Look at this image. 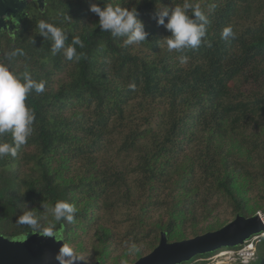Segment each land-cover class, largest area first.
Wrapping results in <instances>:
<instances>
[{
    "label": "trees",
    "instance_id": "obj_1",
    "mask_svg": "<svg viewBox=\"0 0 264 264\" xmlns=\"http://www.w3.org/2000/svg\"><path fill=\"white\" fill-rule=\"evenodd\" d=\"M184 3L204 12L206 35L196 48L170 52L165 41L172 34L155 14ZM93 4L136 7L146 40L124 46L126 37L102 31L98 15L88 13ZM38 12L66 33L65 46L74 37L84 46H76L79 60H67L63 50L54 55L36 17L17 33L18 41L33 27L37 50L30 57L52 65L32 75L45 83L44 92L25 101L35 114L32 134L15 157H0L1 236L24 240L54 224V236L81 254L94 224L103 244L95 263L105 264L114 236L101 216L123 207L133 217L122 238L136 244L138 259L129 262L128 249L121 258L134 264L142 258L138 245L149 239L165 233L170 243L189 240L186 227L196 230L211 218L217 220L205 234L224 228L229 223L214 214L221 203L236 217L257 216L264 205V0H45ZM187 14L195 19L192 7ZM244 14L249 25L238 30L235 20ZM226 27L234 38H221ZM17 49L25 46L18 41ZM66 109L73 113L66 116ZM0 143L12 144L11 133L0 135ZM73 160L85 163L82 172L71 170ZM61 200L76 208L71 223L54 221L51 208ZM27 211L38 220L35 231L16 222ZM263 234L181 264H207L251 242L256 260L249 264H264Z\"/></svg>",
    "mask_w": 264,
    "mask_h": 264
},
{
    "label": "clouds",
    "instance_id": "obj_2",
    "mask_svg": "<svg viewBox=\"0 0 264 264\" xmlns=\"http://www.w3.org/2000/svg\"><path fill=\"white\" fill-rule=\"evenodd\" d=\"M189 7H192V16L195 19L187 14ZM90 11L98 15L99 26L102 31L111 33L113 37H126L123 41L124 46L138 45L146 40L147 33L143 22L138 19L139 14L136 7L129 9L120 5L113 6L109 4L102 9L100 6L93 4L90 6ZM155 16L157 23L164 25L172 34L165 41L166 47L170 52H181L184 49L196 48L201 44L202 39L206 35L205 25L207 17L198 5L193 7L188 3H184L182 6L178 5L172 9L167 7L160 8ZM166 17L167 23L165 24ZM66 18L70 19V17ZM38 29L44 36L49 37L53 41L52 53L54 55L63 50V55L67 60L80 59L76 46L78 45L82 48L84 45L79 37H74L72 43L65 46L68 37L61 28L45 20H40L38 22ZM45 29H47L46 32L44 31ZM230 37L234 38L233 30L230 27H226L221 33V38L228 39ZM11 55L23 56L24 52L21 49H17ZM186 61L187 57L180 58L181 63H185ZM33 91L36 93L44 92L45 83L37 82L27 71L22 76H17L9 70L7 65L0 63V135L11 133L13 141L12 144L0 143V157L6 155L15 157L18 148L25 144L28 137L32 134L35 114L26 105L25 101ZM51 212L54 221L60 222L66 220L71 223L74 221L76 208L74 205L61 200L55 203L51 208ZM16 222L28 225L34 231L37 230L38 220L31 211L18 216ZM39 230H42L46 236L55 235L54 224ZM125 246L129 253L138 250L134 242H126ZM56 259L59 261V264H75V261L80 259V257L75 256L70 247L62 246L56 255Z\"/></svg>",
    "mask_w": 264,
    "mask_h": 264
},
{
    "label": "water",
    "instance_id": "obj_3",
    "mask_svg": "<svg viewBox=\"0 0 264 264\" xmlns=\"http://www.w3.org/2000/svg\"><path fill=\"white\" fill-rule=\"evenodd\" d=\"M45 6V0H38ZM28 0H0V28L5 17L25 18ZM10 31L14 28L9 27ZM264 231V217L259 215L246 218L238 216L224 228L181 242L170 243L166 234H162L159 245L147 256L134 264H181L190 261L196 255L215 252L225 247H237L253 235ZM62 241L57 242L55 236L34 233L24 240L11 241L0 235V264H59L57 253ZM76 256V255H75ZM79 257V256H77ZM75 264H90L80 259ZM99 264V263H96Z\"/></svg>",
    "mask_w": 264,
    "mask_h": 264
},
{
    "label": "rangeland",
    "instance_id": "obj_4",
    "mask_svg": "<svg viewBox=\"0 0 264 264\" xmlns=\"http://www.w3.org/2000/svg\"><path fill=\"white\" fill-rule=\"evenodd\" d=\"M257 10L252 11L253 13L250 15L255 16ZM32 12L33 13H32V15L30 13L29 18L31 17L30 19L34 20V18L36 17L35 22H36V25L38 27V22L40 21V18L38 15L40 13L38 12L37 8H33ZM88 13L92 14V12L90 10ZM246 16L247 15L244 14V19H236L235 20V26L238 30H242L249 25V23L246 22V19H245ZM29 18H27V19H29ZM91 20L92 19H86V22H90ZM25 21H26V19L21 23V30L23 28ZM27 30L28 31L23 33L21 38L18 40L19 45L25 46L23 56L11 55V53L17 49V46H18L17 35L20 33V31L18 32V34L13 39H8V37H4L1 40L0 63L7 65L9 67V70L12 71L13 73H15L17 76H22L25 71L29 72L32 76L33 73H35L37 71H41L42 66H43V68H46L47 70L50 71V68L52 65V63L49 60H41L42 62H39L38 57L36 58V56H34L31 59V57H30L32 54L31 52L37 50V45H36L37 39L35 36L36 30H34L33 27L29 28ZM28 46H30V48H28ZM12 62L14 64H11ZM13 65H15V66L13 67ZM239 85L242 86L243 89L247 88L245 83L239 82ZM54 88L56 89V86ZM72 113H73V109H66L64 111V114L66 116H68ZM111 154L115 155V151H112ZM134 159H131V160L133 161ZM128 161H130V160H128ZM72 165L73 166H72L71 170L75 173H79V172H82V170H83L82 166H84L85 163L73 160ZM73 172L71 174H73ZM257 195H259L258 192H255L254 196L258 197ZM262 204H264V200L262 201ZM262 207L264 208V205ZM263 208L257 214L260 217H264V209ZM107 213L109 216L107 217V216L102 215L100 223L103 226L110 228L114 237L111 239L112 243L110 244L111 247H109V250H111L112 255H111V258H108L107 261H105V264H115V262L117 260H120V262H119L120 264H124V261H123L124 257L121 258V256L123 253H125V250L127 249V247L125 246V243L127 242V240H129L130 237H126V238H122V237L125 235L126 230L130 227V224L132 223L131 219L133 217V215H132L133 213L131 211H129L128 209L123 208V207H120L118 209L116 208L113 211H107ZM135 213H136V210L134 211V214ZM214 214H215L216 218H219L222 222L225 221V222L230 223L236 219V215H234L231 212V208L227 203H221L220 207L217 209V211ZM131 215H132V217L130 218ZM216 220L217 219H215V218H211L209 221L205 222V224L200 225L196 230H193L191 227H186L185 239H193L198 235L205 234V230L207 228V225L209 223L210 224L214 223ZM96 232H97V226L94 224L90 225V228H88V234L83 236L84 241H82L83 242L82 245H83V248L85 249V251L82 252L81 254H80V252H78L76 249L73 248V246H75V244H73L72 247L69 246L73 250V252L76 256L81 257L82 260H84L90 264L98 263V262L95 263V258H96V256H98L95 248H97V250H99L103 247V244H101L102 242L98 239V237L95 238ZM254 239H256V238H254ZM56 241L60 242L61 240H58L56 238ZM152 241H154V240L149 239V240L144 241L138 245L139 249L142 252V257H145L152 252V250H153L152 246L153 245L155 247H157L159 245L160 240L156 241V242L154 241L153 244H151ZM126 258L129 260V262H134L135 260L138 259L135 252H133V253L128 252ZM230 263H231V261L229 260V257H228V259L227 258L225 259V258H219V257L215 256V257H212L211 259H208V261H207V264H230Z\"/></svg>",
    "mask_w": 264,
    "mask_h": 264
},
{
    "label": "flooded vegetation",
    "instance_id": "obj_5",
    "mask_svg": "<svg viewBox=\"0 0 264 264\" xmlns=\"http://www.w3.org/2000/svg\"><path fill=\"white\" fill-rule=\"evenodd\" d=\"M29 5L26 8L27 15L25 18H23V15H19L16 18H12L11 16L5 17L3 21V25L5 26V29L3 26L0 28V45H1V39H3L4 36H7L8 39H13L17 33L21 29V23L29 18L30 13H31V7H37L39 10L42 9L44 6H40L38 0H28ZM29 14V15H28ZM13 27L14 30L10 31L9 27Z\"/></svg>",
    "mask_w": 264,
    "mask_h": 264
},
{
    "label": "built area",
    "instance_id": "obj_6",
    "mask_svg": "<svg viewBox=\"0 0 264 264\" xmlns=\"http://www.w3.org/2000/svg\"><path fill=\"white\" fill-rule=\"evenodd\" d=\"M217 257L225 259L229 257L231 262L241 261L243 264H249L256 260V250L254 243L251 242L239 251L224 252Z\"/></svg>",
    "mask_w": 264,
    "mask_h": 264
}]
</instances>
